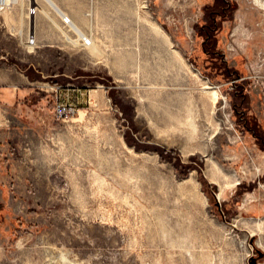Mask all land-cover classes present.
<instances>
[{
	"label": "rangeland",
	"instance_id": "rangeland-1",
	"mask_svg": "<svg viewBox=\"0 0 264 264\" xmlns=\"http://www.w3.org/2000/svg\"><path fill=\"white\" fill-rule=\"evenodd\" d=\"M233 1L213 61L203 0H64L87 47L47 0L22 36L0 12V79L36 80L0 264H264V0Z\"/></svg>",
	"mask_w": 264,
	"mask_h": 264
},
{
	"label": "crops",
	"instance_id": "crops-1",
	"mask_svg": "<svg viewBox=\"0 0 264 264\" xmlns=\"http://www.w3.org/2000/svg\"><path fill=\"white\" fill-rule=\"evenodd\" d=\"M50 1L63 10L59 4L63 3L64 0ZM18 4V11L14 14L17 23L16 28H19L16 34L22 36L24 33L22 28L23 3L18 2ZM69 17L71 18V16ZM4 22L7 26L8 23L6 19H4ZM11 26L14 30V24ZM26 78L31 84L26 86L23 85L22 87H24V89L22 91H19V76L0 79V196L2 197V201L6 204L10 200L19 201V146L27 134L25 124L22 122V116L28 114L25 107L26 109L29 108L28 106H24V103L26 99H30V97L33 96V83L36 81L30 79L29 76H26ZM20 80L22 81V78ZM60 92L69 94L70 92H75L79 99L83 95L80 90L76 91L75 89H64L60 90ZM51 98L55 99L56 102H66L65 99H61L58 95H53ZM36 102L38 104L34 106L41 104L39 100L35 101V103ZM7 209L9 210L8 205Z\"/></svg>",
	"mask_w": 264,
	"mask_h": 264
},
{
	"label": "flooded vegetation",
	"instance_id": "flooded-vegetation-1",
	"mask_svg": "<svg viewBox=\"0 0 264 264\" xmlns=\"http://www.w3.org/2000/svg\"><path fill=\"white\" fill-rule=\"evenodd\" d=\"M233 0H203V9L206 15L204 23L200 26V31L204 37L203 51L210 57L224 55L220 52V36L225 33L223 25L230 21L232 9L234 8ZM215 58V57H214ZM213 57L210 61L216 60ZM247 128V121H245ZM255 134V130L249 128ZM256 140L263 142L262 135L255 134Z\"/></svg>",
	"mask_w": 264,
	"mask_h": 264
},
{
	"label": "built area",
	"instance_id": "built-area-1",
	"mask_svg": "<svg viewBox=\"0 0 264 264\" xmlns=\"http://www.w3.org/2000/svg\"><path fill=\"white\" fill-rule=\"evenodd\" d=\"M18 0H0V12L12 9L13 6L17 4ZM36 9H31L30 14H35ZM36 42L35 36H31L28 44L34 45ZM54 114L58 120L66 121L67 119H72L79 114V109L71 104L56 102L54 107Z\"/></svg>",
	"mask_w": 264,
	"mask_h": 264
},
{
	"label": "bare ground",
	"instance_id": "bare-ground-1",
	"mask_svg": "<svg viewBox=\"0 0 264 264\" xmlns=\"http://www.w3.org/2000/svg\"><path fill=\"white\" fill-rule=\"evenodd\" d=\"M49 3H50V5H52V7H54L55 9H56V11L62 16V19H63V22H64V24L66 25V27H68L69 28V30H73L76 34H77V36H79L78 37V41H80V44L82 45V46H85V47H87V46H90V45H92L93 44V41L91 40V39H89V36L88 35H86L83 31H82V29H81V27L78 25V24H76L66 13H65V11H63L62 9H60L56 4H54L53 2H51L50 0H47ZM18 2H19V0H18ZM18 2H17V4H18ZM16 4V5H17ZM15 6H13V8H14ZM12 8V9H13ZM71 41H74V40H71Z\"/></svg>",
	"mask_w": 264,
	"mask_h": 264
}]
</instances>
